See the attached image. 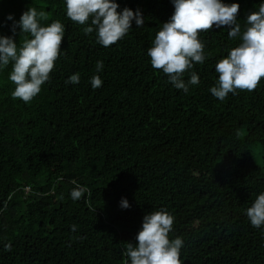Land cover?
Listing matches in <instances>:
<instances>
[{"label": "trees", "instance_id": "16d2710c", "mask_svg": "<svg viewBox=\"0 0 264 264\" xmlns=\"http://www.w3.org/2000/svg\"><path fill=\"white\" fill-rule=\"evenodd\" d=\"M116 2L139 9L144 26L133 22L105 48L67 18L64 0H0L2 36L13 35L5 17L18 21L29 7L46 12L43 26H65L64 53L31 102L12 97L11 63L0 71V264H125L126 244L159 210L175 218L169 238L183 239L182 264H264V229L245 214L264 192V78L213 97L217 62L241 42L213 28L199 35L205 62L184 74L195 71L199 84L175 89L147 56L170 0ZM223 2L240 5L243 32L261 0ZM26 35L16 30L18 47ZM75 73L80 82L67 84ZM73 181L91 195L73 201Z\"/></svg>", "mask_w": 264, "mask_h": 264}, {"label": "clouds", "instance_id": "9594fccd", "mask_svg": "<svg viewBox=\"0 0 264 264\" xmlns=\"http://www.w3.org/2000/svg\"><path fill=\"white\" fill-rule=\"evenodd\" d=\"M174 11L170 19L163 23L156 33L152 47L147 56L153 69L161 70L168 82L185 94L190 86L199 84L195 71L187 80L184 74L203 64L206 60L205 44L199 39L201 32L225 28L229 38L240 37L239 45L231 49L226 58L219 60L215 66L218 80L209 89L211 95L224 101L229 93L235 95L237 90L253 91L261 78H264V0L257 11L246 16L245 26L241 32L237 15L238 3L226 4L223 0H170ZM66 16L79 25H87L83 32H95L96 42L107 48L122 40L132 29L133 22L137 28L144 26V18L139 9L135 12L127 7L118 11L116 0H64ZM47 19L45 11L29 7L18 21L13 15L5 17L12 21V36L0 35V71L11 63L8 79L15 85L12 97L24 103L37 97L42 86L50 80V73L55 62L63 55L61 42L65 37V26L59 21H52L47 26L41 24ZM27 34L22 46L14 40L16 30ZM103 62L97 61L96 72L103 70ZM80 82L79 73L68 77L66 83L76 85ZM93 89L103 84L99 75L90 78ZM75 187L70 196L79 201L91 191L86 186L72 182ZM122 209L130 207L126 199L120 202ZM250 225L264 229V192L259 193L254 202L245 211ZM174 216L166 210L152 211L142 220L140 231L136 235V245L126 244L125 264H182L181 249L184 241L180 237L169 238L173 231ZM76 225L72 226V231Z\"/></svg>", "mask_w": 264, "mask_h": 264}]
</instances>
